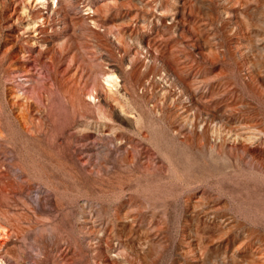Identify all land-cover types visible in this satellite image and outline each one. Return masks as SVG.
<instances>
[{
	"label": "rangeland",
	"instance_id": "374dc122",
	"mask_svg": "<svg viewBox=\"0 0 264 264\" xmlns=\"http://www.w3.org/2000/svg\"><path fill=\"white\" fill-rule=\"evenodd\" d=\"M5 263L264 264V0H0Z\"/></svg>",
	"mask_w": 264,
	"mask_h": 264
},
{
	"label": "bare ground",
	"instance_id": "6f19581e",
	"mask_svg": "<svg viewBox=\"0 0 264 264\" xmlns=\"http://www.w3.org/2000/svg\"><path fill=\"white\" fill-rule=\"evenodd\" d=\"M29 1H31V2H34V3H36V4H41V5H44L45 6V4H46V0H29ZM54 4H55V2H54ZM40 18H45V17H40ZM45 20V19H44ZM47 23V22H46ZM105 81H106V84H110V85H113V86H117L118 85V80H117V77H115L114 75H112V76H108L107 75V77L105 78ZM190 117H192V116H190ZM188 119H190V118H188ZM192 119V118H191ZM189 121V120H188ZM235 137V136H234ZM247 137H249V136H247ZM243 137L240 135V134H237V136H236V139H238V140H240V139H242ZM251 138V137H250ZM247 140H248V138H247ZM250 141V140H249ZM5 264H7V263H5Z\"/></svg>",
	"mask_w": 264,
	"mask_h": 264
}]
</instances>
